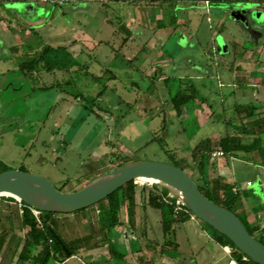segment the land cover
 I'll use <instances>...</instances> for the list:
<instances>
[{
    "label": "rangeland",
    "instance_id": "1",
    "mask_svg": "<svg viewBox=\"0 0 264 264\" xmlns=\"http://www.w3.org/2000/svg\"><path fill=\"white\" fill-rule=\"evenodd\" d=\"M131 1L134 0L97 1L101 8L104 4H108V7L102 9V12H107V18L109 17L111 22H108V24L103 23L104 26H102L98 20H91L93 23L90 24L89 22L90 26L88 25L85 32L91 36H105L104 38H107L108 35L113 36L112 41L107 39L109 46L104 47L105 51L109 52L112 47L115 49L120 47L123 38L127 37L125 34L133 36L134 33L147 37L145 41L146 49L160 43L162 47L164 46V51H170L174 48L173 41L177 35L171 37L173 32L176 31L175 34H180V37H182L179 45L186 48L182 53L184 56L189 57V61L197 62L199 58L205 57L213 65V69L220 72L215 73V78H217L218 85L222 88V91H220L221 100L202 88L200 83H209L208 79L202 80V78L200 79L201 76L194 70L184 69L180 72L182 73L180 80L175 81L174 78H171L167 82L170 98H167L166 101L167 91H161L162 94H160L158 89H155L150 83L148 77H144L145 79L148 78L147 81L142 79L141 71L132 72L130 68L123 67V64L120 66L118 60H105L103 56H99L100 50L98 48L95 50L92 48L89 52L90 57L87 59V62L89 61V64L87 63L88 67H82L80 72H86L89 79H92L94 75L99 77L98 79L101 81V85L96 87V90L99 89L96 95L102 89L104 91L102 90L98 98L95 97L94 106L101 128L93 129L96 124V117L92 114L90 117H79L77 121L73 120V122L65 118L66 129L67 126H71L68 128L70 131L66 138H63L62 135L65 134L64 131L61 130L58 133L60 135H57L56 130H54L57 124L61 125L62 121L60 123L59 120H53L52 117H66V114L62 116V111L72 110L78 107L80 103L83 105V101H86V99H92L90 95L92 93L90 91L91 83L87 87L85 86L86 91H79L85 98L83 101L80 99L72 100L71 94L74 93L71 91L69 96L71 101L59 106L52 113L55 94L60 90L55 91L56 89L52 90V88L46 86V89L41 91L26 89L13 91V96L14 93L20 96L14 99L13 97L9 98L11 103H17L15 111H13L16 112L25 108V102L22 101L21 96L27 94V104L29 109L31 108V112L27 114H31L33 117H16L14 118L15 122L9 121V117L0 118L1 126L11 122V129L13 128L12 131H5L4 133L3 148L0 151V172L10 169L30 172L48 179L63 192H74L94 177L115 169L126 159L130 161L150 160L173 165H178L177 161L181 160L188 163L187 171L200 184V173L197 163L192 159L191 150L200 143L201 138L206 137L208 134H217L216 137L219 139L226 135L227 131L238 132L241 122L244 120L234 118L230 121L229 127L226 126L225 120L233 116V108L236 105L248 106L254 104L257 107L255 110L257 117H264V64L257 67V71L263 74L254 81V85H260V90L251 88L248 84H251L252 81L247 80L249 70L252 71L251 68L254 67L251 61L256 59L255 55L262 52L261 56L264 59V0H248L247 2L250 3L234 0V17H231L229 12H221L225 7L218 6L215 3L209 6L208 11H206L204 8V6H208L206 0H167L161 4L152 2V0H138L139 2L136 5L130 6L128 3H132ZM251 11H255L253 15H251ZM257 14L258 16L260 14V16L256 17ZM241 19L248 25H244L245 22L242 23ZM81 29L83 28L81 27ZM79 34L81 33L78 32L77 35ZM189 40L191 43H188ZM233 42L241 45L234 57ZM224 44L226 45V52L213 54L212 47L215 46L216 48L219 45L224 46ZM82 48L84 47L82 46ZM139 48V51L142 50V46ZM160 48L161 46L158 45L155 51H159ZM209 53L215 56L213 57ZM158 57H156V60L161 64L162 59L160 58L163 57V54ZM104 62H106V68L111 72L108 70V72H101V64ZM160 64L154 66L151 71L147 72V75L149 77L153 76L152 78L163 79L168 74L169 68ZM181 66L185 68L184 63ZM162 69H165V74L162 73ZM126 72L130 74L132 72V75L138 78L139 81L137 82L140 90L125 91L123 90L124 84L111 78L112 75L116 74L125 80L129 75ZM230 73H234L233 76ZM8 76L6 75V77ZM23 76L26 77L25 74ZM37 76L40 78L42 75ZM55 77L62 78L61 75L47 74L44 79L47 83H52ZM179 86L194 88L193 100L183 106L184 109L179 115L184 116L185 113H189V116L182 120L177 118L173 105H169L171 97L179 91ZM199 90L206 95L207 100L203 101L200 98ZM82 110L84 116L90 114L89 109L82 108ZM25 118L26 121H24ZM152 118L153 120H151ZM203 120H208L204 127L202 126ZM75 121L76 123H74ZM105 129L107 137L103 132ZM261 138L264 142V133ZM228 160L230 174L226 170H217L211 176L234 185L233 191L238 192L240 196L249 202L246 204L247 206L251 204L257 208V212L264 211V200L258 193L256 195L254 192L264 193V156L258 160L256 156L249 153L241 159ZM247 181H250L251 186L244 191L242 186ZM136 184L140 187L145 186L146 194L154 189L151 183L137 182ZM138 198V201L141 202L140 196ZM242 205L244 204L237 202L235 209L237 215L246 221L240 212ZM136 208L138 209V206ZM247 208H250V206ZM84 211L77 212V215H81L80 220ZM150 211L153 213L154 210L150 208ZM94 212H96L95 216L90 217L89 224L91 231H94L91 239L83 236V230L79 226V222L74 223L71 220H66L65 215L69 214H59L58 216L61 219L55 222L56 230L65 238L68 246L74 247L79 241L86 240L90 248L94 249L92 259H96L101 252L96 248L99 247L100 243H104L107 236V229L105 230L106 235L100 234L98 230L99 208H94ZM155 213L154 220L157 215ZM190 216L197 219L205 227L210 237L216 238L218 236L206 223L192 214ZM138 221L139 218L135 215L134 223L136 224ZM190 226L193 225L190 224ZM202 234L205 235V233ZM254 235L258 240L264 242V228H260V231H257ZM108 236L114 238L112 233ZM197 239L206 245L208 250L213 248L217 251V256L222 254L220 247H217V250L215 249V242L200 236H197ZM204 239L206 240L205 243ZM146 243L152 247L154 240H148ZM107 244L109 246V241ZM222 244H228L233 248L226 240ZM78 247H81V244ZM133 247L138 252L142 248L140 241H134ZM78 252L80 253L81 249ZM108 252L111 253L109 247ZM114 252L117 262L122 263L124 259H121L119 255L128 256L129 248L126 250L117 245ZM160 252L158 250L154 254L157 258L155 262L162 264ZM152 256L153 253L147 252V259L152 258ZM228 261L229 258L222 257V262L217 264H227ZM50 264H55V261L52 260ZM66 264L86 263L83 260L72 258ZM106 264L114 263L107 261Z\"/></svg>",
    "mask_w": 264,
    "mask_h": 264
},
{
    "label": "crops",
    "instance_id": "2",
    "mask_svg": "<svg viewBox=\"0 0 264 264\" xmlns=\"http://www.w3.org/2000/svg\"><path fill=\"white\" fill-rule=\"evenodd\" d=\"M131 2L132 3H128V5L134 6L139 1L134 0ZM105 7H108V4H104V6L101 8L97 1H80L65 4L60 7H55L41 4L36 0H0V118L9 117V121L15 122L14 118L16 117H33V115L31 114H27L31 112V108L29 109L27 104V94H25V96H21V98L23 99L22 101L25 102H22L24 103L25 108L22 110H17L16 112H14V109L17 103H11L9 101V98L13 97L14 99L15 97H20L15 93L13 96V91H17L19 89L32 90L34 88V84L27 81L26 77L23 76V72L20 71V66L28 59L38 57V55L44 52V50L48 51V48L54 50L57 48H63V50H61V52H48L51 59L50 65L51 67L54 66L52 70H45L44 63L42 62L38 65L34 74H40L42 76H40V78L37 76L38 81L35 86L36 88L48 86L49 88H52V90L56 89L55 91H58L60 89V83L62 84L70 80V75L72 72L78 71L82 67H88L87 65L89 64V61L87 62V59L90 57V50L92 48H94V50L98 48V50H100L98 53L100 57L103 56L105 60H118L120 62V66H122L123 64V67L130 68L132 72L141 71L143 76L142 79L147 81V79L149 78L150 83L154 86L155 89H158L160 94H162L161 91H167L165 97L166 101L170 98V92L168 90L169 86L167 82H169L171 78H174L173 80L175 81L180 80V76L182 75V73L180 72L184 69L189 71L194 70V72L201 76L200 79L202 78V80L208 79V81H210L209 83L204 81L203 82L205 84L200 83L202 88L205 91H208V93L219 97L221 100L220 91H222V88L218 85L219 81L217 80V78H215V73L220 72L218 70H214L213 67L210 66L211 64L208 59H205V57L199 58V61L197 62L189 61V57L184 56L182 53V49L185 46L181 47L179 45L180 39H182V37H180V34H178L177 39L173 41V50L164 51V46L162 47L160 43L146 49L147 47H145V41L147 40V37L145 35L134 33V35L131 36V34L124 33L127 37L125 39L123 38L120 47L118 49L112 47L109 52H106V49L104 47L109 46L107 44V39L112 41L113 36L108 35L107 38H104L105 36H91L90 34L88 35L85 32L86 28L89 25V22L90 24L93 23L91 22V20H98V22L100 23V25L102 24V26H104L103 23L108 24V22H111V19L109 17L107 18V12H102V9H105ZM81 27L84 30L81 29ZM107 27L109 26L107 25ZM78 32L81 33L79 34L80 36L77 35ZM175 33L177 32L174 31L171 38L175 36ZM188 42H190V40ZM139 45L142 46V50L140 51L138 50L140 49ZM158 45H160L161 48L159 51H155V48H157ZM82 46L84 48H82ZM160 54H163V57L160 58L162 59L161 64L169 68L168 74L165 75L163 79L152 78L153 76L149 77L147 75V72L151 71L154 66L160 64V62L156 60V57L160 56ZM261 54L263 53H257V55H255L256 59L254 61H251L254 67L251 68L252 71L249 70V77L247 78V80L252 81V83L248 85L255 90H260V85H254V81L259 79L263 74L257 71V67L264 64V59ZM58 57L70 59V61L68 60L67 64L65 65L68 70H60L58 68L56 60ZM183 63L185 64V68L181 66V64ZM101 66V72H111L108 68H106V62L102 63ZM209 66L211 67V69L209 68ZM132 72L131 74L126 72V74L129 75L125 80L116 74H114L115 76H113V79L124 84L123 90L125 91H130L132 89L140 90L139 83L137 82L139 80L137 77L132 75ZM85 73L86 72H84V74ZM162 73L165 74V69L162 71ZM10 74L13 76H8ZM47 74L61 75L62 78L55 77L52 83H47V81L44 79ZM233 74H231V76H233ZM6 75L8 77H6ZM144 77L148 78L145 79ZM89 83L92 84V79L84 76L83 80L78 83V86L85 89ZM194 85L196 86V84ZM57 87H59V89H57ZM91 87L92 86H90V88ZM182 89L187 88L179 86V90ZM200 98L203 101L207 100L206 95L201 91ZM72 100L79 99L72 98ZM70 101L71 97H69L67 93L63 91L56 92L54 102L52 104L53 110H51V113L53 111L55 112V110L59 106L67 104ZM169 105L172 106L171 102H169ZM82 108L83 105H81L80 103L78 107H75L72 110L70 109L68 111H62V116H65L66 114V117H52L53 120L57 119L60 121V123L62 121L61 125L57 124L54 129L56 130L57 135H60L58 133H60V131L62 130L65 132V134H62L64 136L63 138H66L68 136V133L70 131V129L68 128L71 126H67L66 129V123H64L65 118L70 120V122H73V120L77 121L79 117H90V115L84 116ZM180 113L176 114L175 111L176 116H178L177 118L181 120L189 116V113H185L184 116H179ZM97 116L98 115L95 113L94 117H96V124L93 129L101 128V125L97 120L99 117ZM26 120L27 119L25 118L24 121ZM151 120H153V118ZM208 120H203V127ZM76 121L74 123H76ZM11 122H8L3 126L0 125V151L1 148H3L2 141L5 131L8 132L13 130V128L11 129ZM226 126L229 127L230 123L226 124ZM103 132H105V137H107L106 129L103 130ZM216 135L208 134L206 137L203 136L201 140L209 138L213 141H217L219 139H217ZM261 146L264 147L263 141L261 142ZM261 157L262 156H258V160H260ZM241 158L243 157H218L215 159V161L218 162L217 170H226L230 174L228 159L238 160ZM249 182L250 181H247L246 184L242 186V189H244V191H246L247 188L251 186L247 184ZM240 202L244 204L242 205L244 208L241 206V211H243V214L245 215L246 222L250 226L258 225L259 227V229L255 231V233H257V231H260V228L263 229L264 211L257 212V208L251 204L249 205L250 208H247L249 206H247L246 204L249 202L246 201L242 196ZM139 207L140 205H138V209L136 208L135 211V215L139 218V221L135 224V226H119L115 229V239L117 245L122 246L126 250L129 248V255H125V257L123 258L124 262H122L121 264H159L155 262L157 261V258H155L154 255L158 250L161 251L160 253L162 255V264H217L219 262H222V257L229 258L227 264H238L232 256L233 249L230 246L219 242L217 238H212V236L210 237L207 234L205 227H203L202 224L197 221V219L191 216L187 221L179 225L176 229L175 241L178 244L177 250H174V248L172 247L170 248L171 251H167L166 253H164L161 249L162 244L164 243V235L161 226V212L151 208L152 210L159 212L155 213L153 211L152 213L150 211V207H146L144 210ZM24 210L25 206L23 205V202H20L19 200L11 196H0V239L3 240L0 245V264H18V258L25 245V242L31 239L29 228L24 223ZM95 213L96 212H94V208H88L84 211L81 220V215H77V213H72L65 216L66 220H71L74 223L79 222V226L83 230V236H91L93 234L92 232L94 231H91L89 225L90 217L95 216ZM154 213L155 215L157 214L155 216V220L153 218ZM54 219L58 222L61 217L55 216ZM191 221L192 223H190ZM190 224H192L193 226H190ZM143 225L145 226V232H143ZM99 232L100 234L106 235V233L101 230H99ZM202 233H205V235H203ZM197 236H200L202 238L205 237L206 239H210V241L215 242V249L217 247H220L222 250V254L217 256L218 253L217 251L213 250V248H211V250H208L206 245L202 244V242L197 239ZM137 240L140 241V245L142 247L139 251L137 250L138 252H136L133 247L134 241ZM148 240H154L157 245H153L152 247L149 246L148 243H146V241ZM107 242L100 243L99 247L96 248L101 251L99 255H97L96 259H92V256H94V254L92 255L94 249H91L90 245L88 244H81V247H78V250L81 249L80 253L77 250V254L57 264H66L72 258L80 261L83 260V262H85L86 264H106L107 261L113 262L108 252ZM205 242L206 240L204 239V243ZM226 247H230L232 249V252L227 253V251L225 250ZM39 250V247L33 248L32 254H37ZM147 252L153 253L152 258L147 259ZM22 264H35V262L34 260L30 259L28 261H24Z\"/></svg>",
    "mask_w": 264,
    "mask_h": 264
},
{
    "label": "trees",
    "instance_id": "3",
    "mask_svg": "<svg viewBox=\"0 0 264 264\" xmlns=\"http://www.w3.org/2000/svg\"><path fill=\"white\" fill-rule=\"evenodd\" d=\"M167 0H152V2H158V4L165 2ZM208 3V6H204L206 11H208L209 6L212 4H217L218 6L225 7L221 12H229L231 7L234 5V0H206ZM246 3L248 0H241ZM60 7V6H57ZM178 36V34H175ZM177 39V37L175 38ZM191 43V42H188ZM189 45V44H187ZM186 45V47H187ZM239 47H241L240 44L237 42H233L232 48L234 49V55L237 54ZM188 48V47H187ZM186 48L183 47L182 52ZM213 54L216 55V53H221V49L218 47L215 48L212 47ZM63 50V48H57V49H51L48 48V51L44 50V52L40 53L38 57L30 58L26 62H23L20 66V71L23 72L26 76V80L34 84V88L32 91H41L43 89H46V87H39L36 88V83L38 81L37 75L34 74L35 70L37 69L38 65L42 62L44 63V69L45 70H52L53 67L50 65V52H56ZM49 52V53H48ZM212 53H209V55H213ZM211 56V57H212ZM57 66L60 70L67 69L65 66L67 64V61L70 59L64 58V57H58L57 59ZM213 67V65H210ZM209 68L211 69V67ZM87 73L80 72V70L72 72L71 78L68 82L60 83V91H63L67 93L69 96L71 94V91H73L74 94H71V96L74 99H80L84 100L83 94H81L79 91H86V89H83L78 86V83L83 80V77L86 76ZM112 75L111 78H114ZM87 77V76H86ZM99 77H96L93 75L92 77V87L90 88V91L92 93L90 94L92 99L86 101H83V108L89 109V113L87 115H92L96 113L94 110L95 106V100L100 96L102 93L99 91L96 95L97 85L100 84ZM49 88V87H47ZM95 88V89H94ZM100 88V87H99ZM101 89V88H100ZM76 91V92H75ZM79 95V96H78ZM82 95V96H81ZM97 96V97H96ZM96 97V98H95ZM194 98V88L190 87L187 89L179 90L173 97H171V104L174 107V110L176 111V114H179L186 104H188L190 101H192ZM257 107H255L254 104L248 105V106H240L236 105L233 108L234 114L233 116L226 119V124L230 123V121L234 118H238L241 121V125L239 127V131L236 133H232L230 131H227V134L219 138L217 141H213L209 138L201 140L200 143L191 150L192 159L197 163V167L200 173V184H198L194 178L193 175L191 177L193 180L197 183L199 186V189L202 193H204L208 198H210L215 203L226 207L233 212L236 213L235 206L237 202H240L241 196L238 192H234V185L229 184L227 181H221L218 178H215L214 176H211L214 172L217 171V162L215 161V157H212V153L216 150H222L224 152V156H232L236 158H240V156H244L245 154L251 153L252 155L258 157V156H264V147L261 146L262 138L261 134L264 133V117H257V113L255 112ZM86 115V116H87ZM259 116V113H258ZM251 137V138H250ZM249 142H247V141ZM246 141V142H245ZM129 159H126L123 161L120 165L129 162ZM178 165L182 169L187 171V162L186 161H177ZM119 165V166H120ZM3 172V171H2ZM188 172V171H187ZM189 173V172H188ZM97 175V174H96ZM154 189L148 192V194L145 193L146 187H140V185L136 184L135 182H129L128 184L124 185L122 188L108 196L106 199L100 201L99 203L88 207V208H99L100 212L98 213V223H99V229L103 232L107 229V236L104 240V243L109 241V249H110V256L113 260V263H118L117 258L115 257V247L117 246V242L115 238V229L119 226H135L134 223V217H135V211L138 204L140 205L141 209H145L146 207H150L154 210H158L161 212V226L163 230L164 235V243L162 244V251L166 253L167 251H171L170 248H174V250H177V243L175 241L176 237V229L179 225L184 223L190 218V212L182 209L178 214L174 213V205L175 203H167L164 198H167L166 191L164 189H159L156 185H152ZM141 202H139V197ZM25 206L24 210V223L29 228V233L31 239L25 242V245L19 255L18 258V264H22L24 261H28L30 259L34 260L35 264H50L51 261H55L56 263H59L67 258H70L77 254L78 245L79 244H89L85 239V241H79L74 247L68 246L67 241L65 238H63L60 233L55 228V216H58L61 213H52V212H42L41 214V223H39L34 216L33 212L31 211L30 207L23 203ZM88 208L79 210L77 212L84 211ZM75 212V213H77ZM240 212L243 214V211L240 210ZM237 214V213H236ZM244 219L245 215L243 214ZM240 217V216H239ZM240 219L243 221V223L246 225L249 232L254 235L255 231L259 229L258 225L250 226L246 221H244L241 217ZM211 228V227H210ZM145 229V226L143 225V232ZM212 229V228H211ZM213 230V229H212ZM215 231V230H214ZM216 232V231H215ZM112 233V236L114 238H110L108 234L110 235ZM218 236L216 237L219 242H223L226 240L229 245L233 246V257L234 260L238 264H257L250 260L247 256L242 254L234 245L233 243L224 235L216 232ZM255 236V235H254ZM88 238H92L93 235L87 236ZM262 239V238H261ZM264 239V238H263ZM2 239H0V245L2 243ZM261 241V240H259ZM264 243L263 241H261ZM154 245L156 246L157 243L154 242ZM228 245V244H227ZM63 246L66 247V250L70 252V255H67L66 251L63 249ZM35 247H39V251L37 254L33 255L32 250ZM121 259H123L124 255H119ZM243 257H247V260H243Z\"/></svg>",
    "mask_w": 264,
    "mask_h": 264
},
{
    "label": "water",
    "instance_id": "4",
    "mask_svg": "<svg viewBox=\"0 0 264 264\" xmlns=\"http://www.w3.org/2000/svg\"><path fill=\"white\" fill-rule=\"evenodd\" d=\"M234 15L232 11L230 16ZM241 22L245 21L241 19ZM244 25L248 24L245 22ZM219 48L221 53L226 52L225 44ZM139 179L150 180L151 184L164 189L173 203L227 237L250 260L264 264V243L249 232L235 212L208 198L186 170L173 164L132 160L94 177L74 192H63L42 176L10 169L0 172V196L14 197L41 212L72 214L99 203ZM254 192L264 199V193ZM63 249L70 255L65 246Z\"/></svg>",
    "mask_w": 264,
    "mask_h": 264
},
{
    "label": "built area",
    "instance_id": "5",
    "mask_svg": "<svg viewBox=\"0 0 264 264\" xmlns=\"http://www.w3.org/2000/svg\"><path fill=\"white\" fill-rule=\"evenodd\" d=\"M37 2L47 5V6H62L65 4H69V3H75V2H80V1H89V2H96V1H101V0H36ZM225 154L222 150H218L212 153V157L218 158V157H223ZM248 185L250 186L251 183L249 182ZM164 200L167 203L172 204L173 202L167 197L164 198ZM21 202V201H20ZM31 211L33 212L34 216L36 217L37 221L39 223H41V211L35 210L33 208H30ZM182 210V208L180 206H178L177 204L174 205V213L178 214L180 211ZM225 250L227 251V253H231L232 249L230 247H226ZM243 260H247V257H243Z\"/></svg>",
    "mask_w": 264,
    "mask_h": 264
},
{
    "label": "bare ground",
    "instance_id": "6",
    "mask_svg": "<svg viewBox=\"0 0 264 264\" xmlns=\"http://www.w3.org/2000/svg\"><path fill=\"white\" fill-rule=\"evenodd\" d=\"M137 182H140V183H151V181L150 180H146V179H139V180H137Z\"/></svg>",
    "mask_w": 264,
    "mask_h": 264
},
{
    "label": "flooded vegetation",
    "instance_id": "7",
    "mask_svg": "<svg viewBox=\"0 0 264 264\" xmlns=\"http://www.w3.org/2000/svg\"><path fill=\"white\" fill-rule=\"evenodd\" d=\"M235 4L231 7V9L229 10V13H231L234 9H235ZM253 12H255V11H251V15H253ZM248 19V18H247Z\"/></svg>",
    "mask_w": 264,
    "mask_h": 264
}]
</instances>
